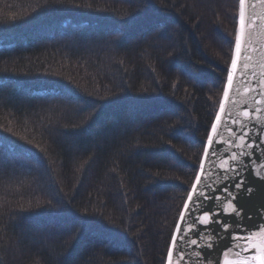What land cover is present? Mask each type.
<instances>
[{"label":"trees","instance_id":"obj_1","mask_svg":"<svg viewBox=\"0 0 264 264\" xmlns=\"http://www.w3.org/2000/svg\"><path fill=\"white\" fill-rule=\"evenodd\" d=\"M239 0H0V264H164Z\"/></svg>","mask_w":264,"mask_h":264},{"label":"water","instance_id":"obj_2","mask_svg":"<svg viewBox=\"0 0 264 264\" xmlns=\"http://www.w3.org/2000/svg\"><path fill=\"white\" fill-rule=\"evenodd\" d=\"M245 21L241 54L238 58L232 87L229 89V98L227 100L224 98V88L227 84L226 76L221 99L212 121V124L216 123V116L218 114L221 116L218 135L214 136L215 154L205 161L207 171L202 177L203 184L211 186L205 191L210 192L213 196H220L225 204L227 203L228 192H232L237 197L234 204L238 205L241 210V215L237 216L231 212V209L225 213L223 208L217 206L218 202L215 200L206 202V209L218 213V219L228 223L231 226L229 231L232 233L230 236L223 232L219 224H209L207 228L203 225L197 226L198 231L219 237L216 241L218 247L211 251L213 264L216 261H219V264H225V261L228 264H241L242 261L255 255V251L252 250L241 252L237 256L240 247H234L231 251L226 247L232 241V236H247L249 229L252 234H255V243L264 247V232L256 227V225L264 227V2L246 0ZM238 28L239 2L235 37ZM234 55L235 38L227 74L231 68ZM222 103L224 104L223 113L220 111ZM245 112L248 113L247 117L244 115ZM211 126L208 135L211 133ZM241 134H246L243 142L238 138ZM207 138L204 146L207 144ZM241 144H243L242 147ZM233 155L236 156L235 161L232 160ZM201 159H203V152L200 161ZM223 161H227L228 165H231V171L223 170L228 166L223 164ZM241 182L242 187L237 189L236 184ZM203 184L199 187H203ZM200 214V212L194 213L195 216ZM183 227L187 231V224H184ZM188 235L197 239L198 245L194 246L181 242L179 244L181 251L174 254L173 264H201L203 257L198 260L197 253L203 252L204 256L209 255V250L204 249L205 239H200L193 232H189ZM232 243L235 244L236 242L232 241ZM239 243L243 245V241ZM166 259L167 254L164 264H166Z\"/></svg>","mask_w":264,"mask_h":264},{"label":"snow or ice","instance_id":"obj_3","mask_svg":"<svg viewBox=\"0 0 264 264\" xmlns=\"http://www.w3.org/2000/svg\"><path fill=\"white\" fill-rule=\"evenodd\" d=\"M264 2V0H261ZM245 4L246 0H239V28L236 32L235 37V55L231 61V68L227 74V84L224 88V98L227 100L229 98V89L232 87L234 74L237 70L238 58L241 54V46L243 43V37L245 32ZM220 111L224 112V104L222 103L220 106ZM244 115L247 117L248 113L245 112ZM216 123H213L211 126V133L208 135L207 144L203 148V159L200 161L199 171L195 176V182L191 186V190L188 191L187 200L183 204V208L179 213V220L175 224V231L171 235V244L169 245L166 264H173V257L176 252L181 251L179 248V244L181 242L189 243L191 245H198V240L193 239L188 235L189 232L196 233L200 239H205L204 249L209 250V255L204 256L203 252L197 253L198 260L200 257H203L201 264H213V260L211 259V251L215 250L218 247L216 241L219 239L216 235H206L203 232L198 231L197 226L203 225L205 228L209 224H219L220 228L223 232L228 233L230 236L232 233L229 231L230 225L226 222H221L218 219L219 214L215 211H208L206 209V202L209 200H215L218 202V207L223 208L225 213L228 212V209H231L232 213H235L237 216L241 215V210L238 205L234 204L236 200V195L232 192H228L227 203L225 204L224 200L221 199L220 196H213L210 192L205 191V189H210L211 186L208 184H203L202 177L205 176V161L209 159L212 155H214V136L218 135V125L221 123V116L218 114L216 116ZM234 131V130H233ZM244 135L241 134L238 138L243 142ZM241 147L243 144L240 145ZM232 160H236V156H232ZM223 164L228 165L227 161H223ZM224 171H231V165H228L223 169ZM203 184V187H199ZM242 187V182L236 184V188L240 189ZM227 191V189H225ZM195 212H200L199 216H195ZM191 221V222H189ZM187 224V231L184 229L183 225ZM256 227L260 228L261 232H264V227L260 225H256ZM249 235L247 236H232V241L236 243H232L230 241L226 247L229 251H231L234 247H240V252H237V256L241 254V252H249L254 250L255 255H252L247 260L241 262V264H264V247L255 243V234L251 233L249 229ZM240 241H243V245H240ZM215 264H219V261H216ZM225 264H228L225 261Z\"/></svg>","mask_w":264,"mask_h":264},{"label":"rangeland","instance_id":"obj_4","mask_svg":"<svg viewBox=\"0 0 264 264\" xmlns=\"http://www.w3.org/2000/svg\"><path fill=\"white\" fill-rule=\"evenodd\" d=\"M10 43H6V44H0V48L4 47V46H10Z\"/></svg>","mask_w":264,"mask_h":264}]
</instances>
